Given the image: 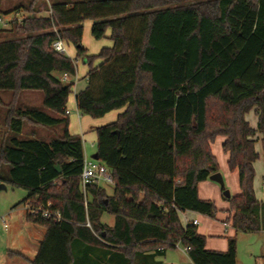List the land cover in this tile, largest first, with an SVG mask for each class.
I'll list each match as a JSON object with an SVG mask.
<instances>
[{
    "label": "trees",
    "instance_id": "16d2710c",
    "mask_svg": "<svg viewBox=\"0 0 264 264\" xmlns=\"http://www.w3.org/2000/svg\"><path fill=\"white\" fill-rule=\"evenodd\" d=\"M43 1L0 0V14L23 8L30 15L11 21L12 37L0 38V91L13 92L0 183L28 190L22 204L51 203L63 216L55 222L27 211L46 229L30 264H155L177 245L189 247L195 264H237L236 237L226 251L209 250L197 225L184 226L179 215H217L198 186L219 172L212 142L224 136L241 188L226 198L233 227L264 230L254 187L258 133L264 152V0H49L51 15L42 16ZM88 19L97 40L111 30L112 45L97 54L82 44ZM59 38L76 47V58L53 49ZM80 58L88 72L75 96L79 112L98 119L123 110L95 128L112 194L81 186L84 142L70 132L66 112ZM26 90L42 92V107L20 105ZM254 108L257 128L246 119ZM34 126L59 131L48 141ZM105 214L115 217L113 226Z\"/></svg>",
    "mask_w": 264,
    "mask_h": 264
},
{
    "label": "rangeland",
    "instance_id": "374dc122",
    "mask_svg": "<svg viewBox=\"0 0 264 264\" xmlns=\"http://www.w3.org/2000/svg\"><path fill=\"white\" fill-rule=\"evenodd\" d=\"M22 1L25 2V0ZM49 2V0H45L39 4V7L41 9L40 15H51V11L48 10ZM28 16H30L29 13H27L23 8L19 10V13L12 12L8 15L0 14V18L4 20L2 22L0 21V31H2L0 32V38L5 39L12 37V32H10V30L12 29L11 21L15 20L16 18L22 20L24 17ZM92 24L93 20L91 19H88L85 23H83L84 34L82 44L87 49L89 54H97L103 47L112 45V40L109 38L111 30L109 29L107 31L106 37L97 40L92 35ZM131 34L133 36H136L137 31L131 30ZM65 44L67 47V53H65V55L73 59L76 58V47L70 42H65ZM100 62L101 61H99L97 64H100ZM76 64L78 70L77 75L71 77V81L75 82V85L73 86V92L70 96L68 104L71 112L70 124L72 131H77L79 134H81V131L84 128L88 131V134H86V136H83L82 139H85L83 140V142L85 146L86 156L91 158L92 155L97 151V140L95 139L97 134L94 128H90V125H93V127L105 125L109 123L108 121L110 115L103 119H96L88 115H82L77 109L76 105H73L75 103V91L84 87L87 83V80L83 77L88 71V66L84 64L81 58L78 59ZM12 97V91H0V147L4 144V142L10 135L8 127L5 125V118L8 109L6 107V104L11 101ZM19 103L20 105L26 107H42L43 94L40 91H23L20 94ZM30 129L31 128L27 125L25 131L26 135H29ZM42 134L46 135L45 133ZM223 141L224 137L218 136L216 140L212 142L213 153L217 157L219 165L222 164V158L224 154ZM222 176L224 179L223 186L211 179L207 181L217 184L221 191L223 190V188L225 189V191H230L223 174ZM101 185L107 189L109 194L113 193L115 184H108L104 182ZM28 194V190L20 187H15L11 184H8V188L6 190H0V264H29L26 259L22 258L21 255L18 254V251H24L27 255L31 254L32 247L30 243L35 236V228H37V225L27 219V210L25 204H22V201L27 198ZM220 194L222 200L224 199V201L226 200L227 202L228 200L223 198L225 196V192L222 191ZM211 201H214L216 203L215 199H211ZM216 204L218 206V202ZM111 218H113V215H105L106 222L110 223ZM6 223L7 227L5 226Z\"/></svg>",
    "mask_w": 264,
    "mask_h": 264
},
{
    "label": "crops",
    "instance_id": "0c3cea01",
    "mask_svg": "<svg viewBox=\"0 0 264 264\" xmlns=\"http://www.w3.org/2000/svg\"><path fill=\"white\" fill-rule=\"evenodd\" d=\"M99 61L100 60L96 62V65H98L97 63ZM86 86L87 83L84 87L77 89L75 91V96L79 91L85 89ZM73 105H76L77 107L76 99ZM122 111L123 110L112 111L99 119H103L108 115H110L108 122L109 123L114 122ZM246 119L253 128H257L258 114L256 108H254L251 112L246 114ZM90 128L95 129L96 127L90 125ZM32 129H34L35 131L41 130L43 133L46 134L43 138L48 141L50 140L51 136L55 135V133L59 131V129L56 128L47 129L37 126H34ZM70 132L74 135H80L82 138L83 136H86V134H88V131L85 128L82 129L81 134H79L77 131L76 132L72 131L71 124H70ZM95 139L97 140V135ZM256 139L257 141L255 146H256V150L260 154V157L255 162L256 175H255L254 187L258 200L264 202V152L262 145V134L258 133ZM225 140L226 137H224L223 144ZM84 151H85V146H84ZM94 154L92 155V157L94 156ZM229 158H230V154L224 150L222 164L220 165L219 172L223 174L225 177L226 183L230 189V191L228 190L230 196H235L241 192L239 171L230 170ZM220 191L221 190L217 184L208 181L201 182L198 186V192L200 198L205 200L215 199L216 203L218 202V206L217 204L216 206L217 208L219 207V211L215 217H210L190 210L181 211L179 216L182 224L184 226H187L188 224L192 223L193 220L197 219L199 221V224L197 225L198 231L199 233H201L206 237V248L209 250L226 251L229 246V238L236 237L238 242L237 264H264V230L253 233L237 232L236 229L233 227V223H232L233 213L229 211L230 202L228 201L226 202V200L224 201V199L222 200L220 193L223 190L221 192ZM223 198L226 199L227 196L225 195ZM105 215L103 216L102 221L108 224L109 222H106ZM110 220L111 222L109 223V225L113 226L115 223V217L113 216V218H111ZM35 231H36L35 236L30 243L32 247L31 254L27 255L24 251H18V254H20L22 258L26 259L29 262V264H30V260H32L36 256L40 242L46 233V229L40 225H37ZM154 261L156 262L155 264H195L189 257L187 251L181 245L168 248L162 255L155 256Z\"/></svg>",
    "mask_w": 264,
    "mask_h": 264
},
{
    "label": "built area",
    "instance_id": "2783aa9c",
    "mask_svg": "<svg viewBox=\"0 0 264 264\" xmlns=\"http://www.w3.org/2000/svg\"><path fill=\"white\" fill-rule=\"evenodd\" d=\"M0 21L2 22L4 20L0 18ZM52 47L54 50L61 54L67 53L66 44L64 40L60 38L52 44ZM63 80L69 81V76L65 74L63 76ZM66 112L70 114L69 109H67ZM104 182L108 184H114L112 174L108 166L93 157L89 158L85 154L84 166L81 173V186L83 191L86 192L87 187L91 184L101 185ZM51 205V203L47 204L46 206L43 204H25V207L26 210L33 215H42L45 218L53 219L55 222L62 221V214L59 211L52 210ZM192 223L194 225H198L199 221L195 219L192 221ZM87 225L90 226V223H88ZM5 226L7 227V223L5 224ZM184 249L188 251L189 247H184Z\"/></svg>",
    "mask_w": 264,
    "mask_h": 264
},
{
    "label": "water",
    "instance_id": "95a60500",
    "mask_svg": "<svg viewBox=\"0 0 264 264\" xmlns=\"http://www.w3.org/2000/svg\"><path fill=\"white\" fill-rule=\"evenodd\" d=\"M93 158H95V159L98 160L99 159L98 154L95 153L94 156H93ZM57 170L59 172H61L60 166H57ZM210 179L213 180V181H216V182L220 183L222 186L224 185V179H223V176H222V174L220 172H217V173L211 175L210 176ZM6 189H7V184L6 183H0V190H6ZM225 195L227 197H229L230 196L229 191H225Z\"/></svg>",
    "mask_w": 264,
    "mask_h": 264
}]
</instances>
